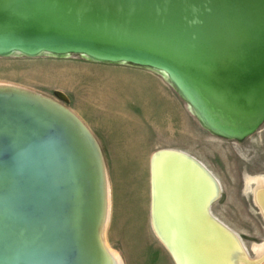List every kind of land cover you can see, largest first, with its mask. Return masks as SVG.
<instances>
[{
    "label": "water",
    "instance_id": "water-1",
    "mask_svg": "<svg viewBox=\"0 0 264 264\" xmlns=\"http://www.w3.org/2000/svg\"><path fill=\"white\" fill-rule=\"evenodd\" d=\"M12 52L161 71L202 126L225 139L242 140L264 122V0H0V55ZM4 86L0 264H89L105 207L99 147L62 105ZM150 174L152 227L175 264H194L198 180L213 188L201 205L207 220L243 253L210 215L220 189L201 164L165 149L151 156Z\"/></svg>",
    "mask_w": 264,
    "mask_h": 264
},
{
    "label": "rangeland",
    "instance_id": "rangeland-1",
    "mask_svg": "<svg viewBox=\"0 0 264 264\" xmlns=\"http://www.w3.org/2000/svg\"><path fill=\"white\" fill-rule=\"evenodd\" d=\"M127 78L133 86L125 84ZM4 85L52 99L93 136L108 185L104 240L121 264H175L151 220L150 160L165 149L187 154L211 174L220 189L209 206L211 217L233 232L243 248V264L257 260L251 244L264 242V206L257 205L249 179L259 175L264 191V122L242 140L216 136L202 126L165 73L76 53L0 55ZM165 95L175 97L177 116L164 111L176 110ZM263 258L258 264H264Z\"/></svg>",
    "mask_w": 264,
    "mask_h": 264
},
{
    "label": "bare ground",
    "instance_id": "bare-ground-1",
    "mask_svg": "<svg viewBox=\"0 0 264 264\" xmlns=\"http://www.w3.org/2000/svg\"><path fill=\"white\" fill-rule=\"evenodd\" d=\"M3 87L5 86H0V88H3ZM10 88L16 89L13 87H10ZM17 89L21 90L19 88ZM25 92H27L28 94L39 96L43 100L46 98V97H43L41 95L29 92V91H25ZM47 100L49 99L47 98ZM53 107L57 109L58 106L57 107L53 106ZM68 112L72 116H74L70 111ZM75 118L77 119V117ZM166 161L170 162V160L168 159L163 160L161 166H158V167H160L161 169H165L167 167L166 164L169 163ZM163 176H165V174ZM198 181H200V183L205 186V189L194 191V196H193L194 199L191 204L193 217L195 216L194 222H195V226L197 229V233L198 231L200 233L199 240H197L198 243L194 250L195 251L194 252L195 253L194 264H229V263L243 264L245 261V256L243 253L240 254L239 251L236 250V244L234 240L227 234L229 231L224 227L228 231L226 232L222 230L221 228H218V226H215L210 221H208L204 211H202L201 205L205 203L204 201L205 198L207 197L210 198L211 194L213 193V188L205 184V181L203 180H198ZM249 181H252L255 184V189L253 191L255 195V200L258 203L257 205H260V207H263L264 206V191L261 189L262 179L258 175V177H254V178L250 177ZM214 193L216 194V190H214ZM173 198H174L173 199L174 202H176V196H174ZM107 201H108V185L106 183L104 213H103V217L101 220V225L99 226L97 241L93 240L92 242L93 249L91 248L89 249V252L91 253V260L89 261V264H121L118 258V254L112 251L108 247V245H106L105 240H104V229H105V225L107 223V218H108ZM159 224L162 225V220H160ZM157 233L160 236L159 232ZM251 245H252L251 246L252 251L256 253L257 255V260L255 262L253 261V264H258L264 257V242L261 244H251ZM100 248L105 253V256L102 255V252H100ZM176 256L179 258L180 253H177Z\"/></svg>",
    "mask_w": 264,
    "mask_h": 264
},
{
    "label": "crops",
    "instance_id": "crops-1",
    "mask_svg": "<svg viewBox=\"0 0 264 264\" xmlns=\"http://www.w3.org/2000/svg\"><path fill=\"white\" fill-rule=\"evenodd\" d=\"M125 82H126L125 84L129 85L130 87H131V85L133 86V80H130V79L127 78V79H125ZM127 95H128V94H127ZM127 98H129V100H132V99H133L132 96H127ZM164 98H165L166 100H168L169 102H171L172 104L174 103V106H175V108H176V110L173 109V108H172V110H170L169 108H167V109H164V111L167 110V111H168V114H169V115H168V114H167V115L170 116V117H171V116H172V117L177 116L176 113H177V108H178V107H177V105H176L177 103H176V99H175V97H174V96H166V95H165ZM132 101H133V100H132ZM168 106H169V105H168ZM178 110H180V109H178ZM167 111H166V112H167ZM162 112H163V111H162ZM166 112H165V113H166ZM170 121H171V119H170Z\"/></svg>",
    "mask_w": 264,
    "mask_h": 264
}]
</instances>
